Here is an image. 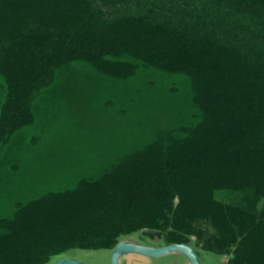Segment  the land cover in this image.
Wrapping results in <instances>:
<instances>
[{"label":"trees","instance_id":"1","mask_svg":"<svg viewBox=\"0 0 264 264\" xmlns=\"http://www.w3.org/2000/svg\"><path fill=\"white\" fill-rule=\"evenodd\" d=\"M79 61L116 80L140 64L183 73L201 118L97 179L16 202L0 217V264L112 251L141 232L264 264V0H0V157L56 71Z\"/></svg>","mask_w":264,"mask_h":264},{"label":"rangeland","instance_id":"2","mask_svg":"<svg viewBox=\"0 0 264 264\" xmlns=\"http://www.w3.org/2000/svg\"><path fill=\"white\" fill-rule=\"evenodd\" d=\"M136 75L116 80L84 61L59 69L50 86L33 102L34 123L14 133L0 157V217H11L16 202L97 179L125 154L200 120L189 76L140 64ZM0 75V112L5 99ZM161 245L145 233L124 240ZM165 245V244H164ZM112 251L72 250L70 258L86 264H111ZM202 264H226L222 256L199 253ZM171 253L156 259L127 255L121 264H187Z\"/></svg>","mask_w":264,"mask_h":264},{"label":"water","instance_id":"3","mask_svg":"<svg viewBox=\"0 0 264 264\" xmlns=\"http://www.w3.org/2000/svg\"><path fill=\"white\" fill-rule=\"evenodd\" d=\"M171 253L186 257L190 264H202L201 258L195 249L189 244H170L150 246L147 244H139L132 240H122L116 244L111 253V264H121V259L128 254L144 256L156 259L170 255ZM52 264H86L80 260L69 258H58Z\"/></svg>","mask_w":264,"mask_h":264},{"label":"crops","instance_id":"4","mask_svg":"<svg viewBox=\"0 0 264 264\" xmlns=\"http://www.w3.org/2000/svg\"><path fill=\"white\" fill-rule=\"evenodd\" d=\"M161 245H164V244H161ZM199 253H202V251H198V255H199ZM206 253V252H205ZM128 255H133V254H128ZM136 256H138V255H136ZM139 257H141V256H139ZM187 259V258H186ZM187 261V264H190L189 263V261H188V259L186 260Z\"/></svg>","mask_w":264,"mask_h":264},{"label":"flooded vegetation","instance_id":"5","mask_svg":"<svg viewBox=\"0 0 264 264\" xmlns=\"http://www.w3.org/2000/svg\"><path fill=\"white\" fill-rule=\"evenodd\" d=\"M146 235L150 236L149 234H146ZM155 236H156V235H155ZM155 236H154V237H155ZM127 240H128V239H127ZM132 241H133V240H132ZM137 243H138V242H137ZM147 245H148V244H147ZM150 246H152V245H150ZM62 257H64V258H69V259H71V258H72V257L70 258V257H69V256H67V255H65V256H62ZM62 257H61V258H62ZM73 259H74V258H73Z\"/></svg>","mask_w":264,"mask_h":264}]
</instances>
